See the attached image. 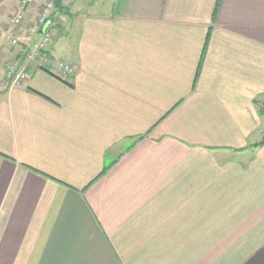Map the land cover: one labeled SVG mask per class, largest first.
Segmentation results:
<instances>
[{
    "label": "crops",
    "instance_id": "crops-1",
    "mask_svg": "<svg viewBox=\"0 0 264 264\" xmlns=\"http://www.w3.org/2000/svg\"><path fill=\"white\" fill-rule=\"evenodd\" d=\"M51 21L66 79L21 60L11 85L0 38V264H264V0H60Z\"/></svg>",
    "mask_w": 264,
    "mask_h": 264
},
{
    "label": "built area",
    "instance_id": "built-area-1",
    "mask_svg": "<svg viewBox=\"0 0 264 264\" xmlns=\"http://www.w3.org/2000/svg\"><path fill=\"white\" fill-rule=\"evenodd\" d=\"M31 7L37 9L31 15ZM56 8L55 0H46L38 4L35 0H19L16 9L0 21V38L7 37L16 57L8 63L5 77L11 78V85L26 80L27 70L21 67V60L36 64L60 79H66L73 71L74 65L63 58H54L48 53L52 40L51 17ZM5 55V47L0 42V61Z\"/></svg>",
    "mask_w": 264,
    "mask_h": 264
},
{
    "label": "trees",
    "instance_id": "trees-1",
    "mask_svg": "<svg viewBox=\"0 0 264 264\" xmlns=\"http://www.w3.org/2000/svg\"><path fill=\"white\" fill-rule=\"evenodd\" d=\"M55 5L59 6L60 5V0H55ZM208 39H209V35L207 36V41H206V46L208 44ZM254 146H259V145H264V137L259 141V142H255L253 144ZM130 146V145H129ZM113 162H109L105 165L103 172L107 171L108 168L112 165Z\"/></svg>",
    "mask_w": 264,
    "mask_h": 264
},
{
    "label": "rangeland",
    "instance_id": "rangeland-1",
    "mask_svg": "<svg viewBox=\"0 0 264 264\" xmlns=\"http://www.w3.org/2000/svg\"><path fill=\"white\" fill-rule=\"evenodd\" d=\"M37 2V1H36ZM4 45V44H3Z\"/></svg>",
    "mask_w": 264,
    "mask_h": 264
}]
</instances>
